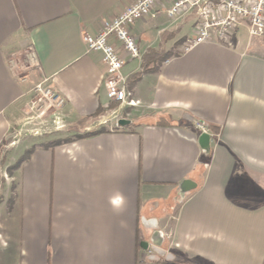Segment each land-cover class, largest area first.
Here are the masks:
<instances>
[{"label": "crops", "instance_id": "0c3cea01", "mask_svg": "<svg viewBox=\"0 0 264 264\" xmlns=\"http://www.w3.org/2000/svg\"><path fill=\"white\" fill-rule=\"evenodd\" d=\"M133 1L0 0V264H264V37L243 24L182 52L196 19H170L164 1L130 28L139 57L121 75L134 105L120 108L83 36ZM29 51L39 67L24 70ZM44 80L66 103L39 116L29 107ZM41 118L79 138L36 150L4 187L34 145L9 138ZM185 180L196 187L183 193ZM144 243L172 257L146 262Z\"/></svg>", "mask_w": 264, "mask_h": 264}, {"label": "built area", "instance_id": "2783aa9c", "mask_svg": "<svg viewBox=\"0 0 264 264\" xmlns=\"http://www.w3.org/2000/svg\"><path fill=\"white\" fill-rule=\"evenodd\" d=\"M164 1H169L167 16L174 19H184L193 14L195 33L182 46V52H188L197 45L212 40L226 41L236 27L245 25L250 37H264V0H134L117 15L102 22L98 35H84L83 42L88 52H97L102 55L105 67L103 85L106 97L110 102L117 103L120 108L133 106L130 92L126 87V79L121 75L125 65V56L138 58L139 50L130 28L144 18H154V9ZM116 41L121 53L113 45ZM37 59L33 51L26 55L25 68H38ZM35 98L29 111L44 108L51 111H60L65 106V99L57 93L46 80L35 85ZM44 111L39 113L43 115ZM115 114L116 113L115 111ZM56 125H59L56 122ZM201 132H206L203 122L196 124ZM3 177L7 179L4 172ZM159 235V234H158ZM160 236L164 235L160 233ZM154 243L147 244L143 259L146 262L159 263L165 260L154 250Z\"/></svg>", "mask_w": 264, "mask_h": 264}, {"label": "rangeland", "instance_id": "374dc122", "mask_svg": "<svg viewBox=\"0 0 264 264\" xmlns=\"http://www.w3.org/2000/svg\"><path fill=\"white\" fill-rule=\"evenodd\" d=\"M257 40L260 41V38H258ZM17 62L19 63V65H18L19 67H22L23 66V68H24L25 65H22V64H26V58H25V56L23 55L21 58H18V61ZM24 70H25V68H24ZM36 110H37L36 114H39L41 111H44L45 114L51 112V110H46L44 108H42V109L41 108H37ZM30 116H32V114ZM43 118H46V117H43ZM43 118L38 119L39 121L37 120V122H35L36 125L34 124L32 127L27 128V130H23L21 132L15 133L13 135V137L9 138V140H11V141H10V143H9L8 146H10L11 143H13V145H16L17 143L24 142V141H30L33 144H37V143L45 142V141L50 140V139H57V138L62 139L64 137H69L68 135H70V134L73 133V132H71L70 134H68V133H61V132L59 133V131H57L55 133L54 132L51 133V129H50L49 125L47 124L46 121H44ZM108 127H109V125H108ZM34 129L36 131H33ZM4 150H5V148H4ZM6 174H7V179L4 181L5 182L4 187H7L8 188L9 185H10V182H7V181L9 180V176L10 175L8 173H6ZM153 232L154 233L155 232L157 233V231H153ZM153 232L151 234H153ZM165 253L166 254H171L170 251H168V250H166ZM165 261L167 262L168 260H165Z\"/></svg>", "mask_w": 264, "mask_h": 264}, {"label": "trees", "instance_id": "16d2710c", "mask_svg": "<svg viewBox=\"0 0 264 264\" xmlns=\"http://www.w3.org/2000/svg\"><path fill=\"white\" fill-rule=\"evenodd\" d=\"M149 57H152L154 59H164L166 58L167 55H163V54H160V53H157V52H151L149 55ZM146 70L143 68V70L139 71L137 74H135L132 78V82H135L136 80L139 79V77L145 72ZM131 82V83H132ZM99 116V113H96L93 117H91L90 119L91 120H96V118H98ZM88 120V119H83L81 124L84 126L85 124V121ZM107 132V129L104 128V127H101L99 128L98 130H96L92 135H96V134H99V133H105ZM83 137V136H82ZM75 138H79V136H73V137H70V138H62V139H55V140H51V141H46V142H41V143H37V144H34L32 145L30 148H28L24 154L19 158V160L12 166L8 167L7 169V173L9 175H11L16 169H18L24 162H26L29 157L31 156V154L33 152H35L36 150L38 149H51L57 145H60L62 143H66V142H69V141H72L74 140ZM9 142V141H8ZM7 142V143H8ZM6 144V142L4 143ZM2 150V148L0 149V151ZM0 202H1V197H0ZM163 262H166L165 260Z\"/></svg>", "mask_w": 264, "mask_h": 264}, {"label": "water", "instance_id": "95a60500", "mask_svg": "<svg viewBox=\"0 0 264 264\" xmlns=\"http://www.w3.org/2000/svg\"><path fill=\"white\" fill-rule=\"evenodd\" d=\"M129 121L124 120V119H120L118 121V125L119 126H124L126 124H128ZM209 140H210V136L208 134H201L199 142H200V146L203 150L208 151L209 150ZM196 187V185L190 181V180H185L181 183L180 185V190L183 193L189 192L191 190H193ZM146 226L150 225V221H147ZM147 247V243H144V249H146ZM153 250L159 255V256H164L165 260H170V258L172 257L171 254H166L165 251L157 246L153 247Z\"/></svg>", "mask_w": 264, "mask_h": 264}, {"label": "bare ground", "instance_id": "6f19581e", "mask_svg": "<svg viewBox=\"0 0 264 264\" xmlns=\"http://www.w3.org/2000/svg\"><path fill=\"white\" fill-rule=\"evenodd\" d=\"M98 125V124H97Z\"/></svg>", "mask_w": 264, "mask_h": 264}]
</instances>
